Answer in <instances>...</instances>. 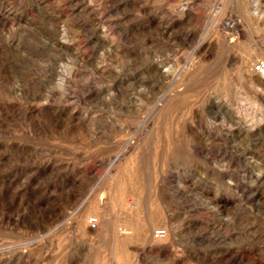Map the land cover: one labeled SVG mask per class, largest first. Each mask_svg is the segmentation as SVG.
Returning a JSON list of instances; mask_svg holds the SVG:
<instances>
[{
	"label": "rangeland",
	"instance_id": "1",
	"mask_svg": "<svg viewBox=\"0 0 264 264\" xmlns=\"http://www.w3.org/2000/svg\"><path fill=\"white\" fill-rule=\"evenodd\" d=\"M261 61L264 0H0V264H264Z\"/></svg>",
	"mask_w": 264,
	"mask_h": 264
},
{
	"label": "built area",
	"instance_id": "2",
	"mask_svg": "<svg viewBox=\"0 0 264 264\" xmlns=\"http://www.w3.org/2000/svg\"><path fill=\"white\" fill-rule=\"evenodd\" d=\"M255 72L260 78L264 79V62L261 61L255 65ZM88 226L96 229L98 227V219L95 217L89 218ZM166 236L167 234L164 229H159L154 232V238L157 240H163Z\"/></svg>",
	"mask_w": 264,
	"mask_h": 264
},
{
	"label": "bare ground",
	"instance_id": "3",
	"mask_svg": "<svg viewBox=\"0 0 264 264\" xmlns=\"http://www.w3.org/2000/svg\"><path fill=\"white\" fill-rule=\"evenodd\" d=\"M243 61H244V60H243ZM243 61H242V62H243ZM245 61H246V60H245ZM244 65H245V64H244ZM245 66L248 67L247 64H246ZM249 68H250V67H249ZM249 68H247V70L250 71L251 68H250V69H249ZM253 70H254V69H253ZM254 73L256 74L255 70H254ZM164 74H165V73H164ZM148 225H149V224H148ZM153 225H154V223H153ZM153 225L150 226V229H153ZM155 226H156V225H155ZM148 228H149V226H148ZM127 229H128V228H127ZM127 229H126V231H127ZM129 230H130V228H129ZM124 231H125V230H124ZM148 231H150V230H148ZM151 231H152V230H151ZM129 232H130V231H129ZM150 233H151V232H150ZM128 234H129V233H127V232L123 233L124 236H126V235H128ZM148 234H149V232H148ZM145 235H146V233H145ZM145 237H146V236H145ZM147 240H148V239H147ZM159 242H160V241H159ZM147 245H148V244H147ZM150 253H151V252H150ZM164 254H165V253H164ZM117 256H118V255H117ZM137 259H138V258H137Z\"/></svg>",
	"mask_w": 264,
	"mask_h": 264
}]
</instances>
